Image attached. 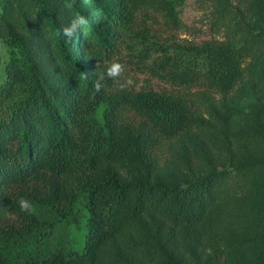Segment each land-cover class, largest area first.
<instances>
[{
    "label": "trees",
    "instance_id": "trees-1",
    "mask_svg": "<svg viewBox=\"0 0 264 264\" xmlns=\"http://www.w3.org/2000/svg\"><path fill=\"white\" fill-rule=\"evenodd\" d=\"M1 1L0 32L10 57L0 82V264H223L221 244L208 250L189 243L180 259L169 245L179 235L196 239L201 227L214 232L231 222L226 185L232 166L165 179L158 172L168 145L201 127L203 108L229 96L245 77L241 30L227 0H218L212 38L161 45L157 73L171 88H122L105 79L94 96L93 82L115 57L124 30L151 11L179 27L177 0L97 1L90 10L104 22L74 2L72 15H84L88 25L71 43L51 0H24L28 8L23 0ZM30 10L54 37L63 81L48 77L16 31ZM259 175L264 180V167ZM21 198L32 202L34 214L20 210ZM12 212L21 223L4 226ZM155 218L171 226L167 236L140 239L135 231L141 221ZM254 223L262 233L254 258L229 264H264L263 212ZM73 227L85 230L82 239ZM108 246L115 251L103 257Z\"/></svg>",
    "mask_w": 264,
    "mask_h": 264
},
{
    "label": "rangeland",
    "instance_id": "rangeland-1",
    "mask_svg": "<svg viewBox=\"0 0 264 264\" xmlns=\"http://www.w3.org/2000/svg\"><path fill=\"white\" fill-rule=\"evenodd\" d=\"M13 1L16 0H9V3ZM97 1L99 4L107 2L74 0L92 20L104 22L102 16L90 10V6ZM65 2L51 0L57 23L62 28L70 24L73 18L71 10L64 6ZM3 4L0 0V12L4 10ZM22 5L25 8L29 6L24 0ZM227 6L232 11L236 27L241 30L239 48L244 56L245 77L229 96L219 95L211 105L203 108L201 127L182 134L168 145L158 178L165 179L215 164L220 168L232 166L226 185L232 197V220L226 227L214 232L199 228L196 239L179 235L169 245L170 255L175 259L181 258L189 243L196 242L208 250H211L212 245L221 244L226 251L223 264L235 259L250 261L254 258L262 234L254 220L257 211L264 213V180L259 177L264 167V0H227ZM176 8L180 18L179 27L166 23L162 13L151 11L150 18L142 19L140 14L135 26L124 30L112 60L124 66V73L116 79L119 85H124L130 78L133 83L126 86L129 88H171L157 73V62L163 57L161 45L175 43L183 46L212 38L213 19L220 8L218 0H177ZM27 16L28 22L18 25L16 31L26 39L32 54L38 58L48 77L55 81L65 80L66 74L59 64L55 40L45 19L38 18L31 10ZM9 57V46L4 31H1L0 82L6 80ZM22 88L20 93L24 91ZM3 104L0 102V106ZM252 161L256 162L258 169L253 167ZM21 218L18 213H8L4 226L20 224ZM169 229L171 226L168 223L157 218L146 219L141 221L135 234L147 240L151 235L166 237ZM84 231L73 227V235L79 239L83 238ZM130 235L127 234L126 238ZM114 251L113 246H108L102 256L108 257Z\"/></svg>",
    "mask_w": 264,
    "mask_h": 264
},
{
    "label": "clouds",
    "instance_id": "clouds-1",
    "mask_svg": "<svg viewBox=\"0 0 264 264\" xmlns=\"http://www.w3.org/2000/svg\"><path fill=\"white\" fill-rule=\"evenodd\" d=\"M67 9L71 10L74 6V0H66L65 5ZM88 25V19L82 15L77 13L73 16L70 24L65 26L62 29V35L67 38V42L71 43L73 41V38L77 36L78 33L83 32L86 29V26ZM101 67L100 64L97 65V69ZM124 73V66L119 61H113L106 67L105 70L100 71L98 78L93 82V93L94 96L96 93L100 92L103 88L102 81L105 79H112L116 80L122 76ZM133 81L129 78L124 85H121V87H126L127 85H131ZM20 210L22 212L28 213V214H34L36 212V209L31 201H29L26 198H21L19 201Z\"/></svg>",
    "mask_w": 264,
    "mask_h": 264
}]
</instances>
